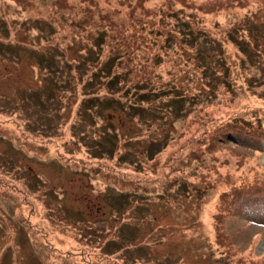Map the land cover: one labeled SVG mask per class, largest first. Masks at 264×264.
Wrapping results in <instances>:
<instances>
[{
    "label": "rangeland",
    "instance_id": "374dc122",
    "mask_svg": "<svg viewBox=\"0 0 264 264\" xmlns=\"http://www.w3.org/2000/svg\"><path fill=\"white\" fill-rule=\"evenodd\" d=\"M120 2L0 0V262L145 264L146 245L159 264H264V118L229 131L264 117V0ZM111 56L109 87L95 70Z\"/></svg>",
    "mask_w": 264,
    "mask_h": 264
},
{
    "label": "trees",
    "instance_id": "16d2710c",
    "mask_svg": "<svg viewBox=\"0 0 264 264\" xmlns=\"http://www.w3.org/2000/svg\"><path fill=\"white\" fill-rule=\"evenodd\" d=\"M109 1V0H108ZM119 2H120V4L122 3V0H118ZM138 1V0H137ZM112 3H113V1H112ZM112 5V4H111ZM95 7V6H94ZM96 9H97V7H95ZM114 8H118L117 7V5H115L114 6ZM94 9V8H93ZM119 9V8H118ZM100 11H102L101 9H99ZM92 10H86L85 11V13H87V14H89L90 12H91ZM107 11H110V9H108ZM100 13V12H99ZM109 13V12H108ZM108 13H100V17H102L101 19H104V20H107V19H109V16H108ZM140 13V15L142 14L141 12H139ZM110 14H112V15H116V16H118L117 14H116V12H110ZM121 14V13H120ZM127 15H128V17L129 18H133V20L132 21H134V22H136V21H138V22H140V19L139 18H137V16L135 15V13H134V10L132 9V8H130V9H128L127 10ZM140 17H143L144 18V15L142 16H140ZM148 23H152V20H150V18H146V20L144 21V25L145 24H148ZM113 27H115L113 24H111ZM141 30H144V28L143 29H141ZM162 34V33H161ZM188 34H191V32H189ZM106 35V34H105ZM102 36H103V34H102ZM164 41H166V39H164ZM170 41V40H169ZM239 42H242V40H240ZM0 47H4L5 48V50H8V48L9 49H11V47H8L5 43H1L0 42ZM13 53H15L14 51H13ZM154 54V56H151V57H155L156 55H157V53H153ZM3 55V54H2ZM148 58H150V57H148L147 56V58L146 57H143V59L145 60V61H143V59L140 61V62H138L137 64H139V66L140 67H143L144 65H145V63L147 62V60H148ZM114 62H115V60H114V56H111V57H109L106 61H104L103 63L104 64H101L100 66H99V68H97L96 70H95V73L97 74H99V73H102L101 74V77L102 78H108L107 80H105L106 81V83L109 85V87L111 86V85H115V83H117V80H118V78H122L121 76H120V74L119 73H113L112 72V70H113V67H114ZM118 62V61H117ZM94 73V72H93ZM261 83H262V85H264V81H260ZM113 85V86H114ZM31 91V90H30ZM0 93H1V91H0ZM152 92H150V91H148V92H141V93H138L137 94V99L138 100H140V101H146L147 99H149V98H152V97H150V94H151ZM30 94V97L31 98H35V99H37V98H39V92L37 91V90H35L34 91V93H32V92H30L29 93ZM154 94L155 95H157L158 94V92H154ZM6 97L5 95H0V97ZM98 97L99 96H94L93 98H90V100H92V99H94V98H96V99H98ZM90 100H87V101H90ZM137 100V101H138ZM110 101V103H112L113 101H111V100H106V102H109ZM136 101V102H137ZM114 102L115 103H118L119 105H123L122 104V101L121 100H119V99H115L114 100ZM132 106V109L134 110V112L135 113H137L138 114V116L139 117H141V118H144V119H146L145 118V111H147V110H145L146 108L145 107H142V106H135V103H132L131 104ZM142 105V104H141ZM148 108H149V106H148ZM255 111V110H254ZM252 112V111H251ZM143 113V114H142ZM244 114H246V113H244ZM141 115V116H140ZM256 118L257 119H259V120H262L264 117H255V116H249L248 117V115H239V114H236L235 116H234V118L232 119V123L237 119L238 121L236 122V123H229L230 125H232L231 127H230V129H229V131L230 132H234V134H241L242 132H246V133H248V132H251L252 130H254V132L253 133H257L258 131H256V129H254L253 128V121L254 120H256ZM258 120V121H259ZM184 127V131L187 133V130L185 129V126H183ZM245 133V134H246ZM188 134V133H187ZM233 134V135H234ZM231 136V137H234V136ZM181 136H182V134H181ZM128 141V140H127ZM130 141H131V143H134V142H139V141H145V140H142L141 139V137L139 138H132V139H130ZM169 143L170 142H167L166 140H164V139H159V140H157V139H150L149 141H147L146 142V147H144V155H145V157L147 158V160L148 161H150V162H157L159 159H157V157L159 156V154L161 153V152H163V150H165L167 147H168V145H169ZM165 163H167V162H169L170 161V157L168 158H166L165 160ZM156 162H155V166H153V167H158V165L156 164ZM162 163V162H161ZM149 166V165H148ZM170 166H171V164H170ZM150 167V166H149ZM150 168H152V167H150ZM156 171V170H155ZM256 173V172H255ZM261 173V172H260ZM175 177V180H177V183H178V185H180V186H184V185H186V187H188V183L187 182H185L186 181V179H184L185 181H182V180H180V176L179 175H177V176H174ZM252 177H258V176H256V175H252ZM260 187V186H259ZM249 189H245V192H244V194H241V196H242V199L243 200H245V196L246 195H249L248 193H250L249 191H248ZM264 190V189H263ZM261 193H263V192H258V190H257V194L259 195V194H261ZM251 195V194H250ZM246 203H247V200H246ZM248 204V203H247ZM216 214L217 215H219L220 214V212H216ZM79 215H82V214H79ZM133 220V219H132ZM138 220V218H136V217H134V221L131 223V224H129V222H128V224L126 223V222H123V223H121L119 226H118V234H117V237H118V239H119V241H122V242H119L118 244H116L115 245V248L117 247L118 248V246L119 245H121V244H123V243H125V241H123V240H125L126 239V237H129L126 233H124V231H123V227H125V226H135L136 225V221ZM121 226H123V227H121ZM120 227V228H119ZM90 231H88V233H89ZM163 233H162V231L160 232L159 230H158V228L156 227V226H150V228L148 229V232L145 234L144 233V236H143V238H142V241L143 240H145L146 242H147V239H149V242L148 243H150L149 244V246H151V245H153L155 242H158V243H160V241H162L163 240ZM122 238H124V239H122ZM131 239H132V243H133V241H138L137 239H138V236H137V234L135 235V236H133V237H131ZM139 240H141V239H139ZM26 241H27V238H26ZM28 242V241H27ZM21 245H23V242H22V244ZM148 245V244H147ZM11 246H8L7 248L9 249ZM139 247V251H141V250H147V251H151L152 252V250H153V255H152V257H146L145 256V254L143 253V252H145V250L144 251H141V255H133V257H134V262L136 263V262H138V261H142L143 263H145V264H159V262H160V259L162 258L161 257V255H159V254H161L160 252H156L155 250H154V248H153V246H152V248L151 249H149L146 245L144 246H138ZM179 247V246H178ZM178 247H176L175 248V250H176V252H177V248ZM7 248L5 249V250H7ZM115 248H113V249H115ZM112 249V250H113ZM119 249V248H118ZM175 250L173 251V253L171 254V252H168V255L167 256H169V258H172V260L173 259H180L179 257H178V254L179 253H176L175 252ZM167 252H165V253H167ZM113 253V251H109V254H112ZM150 253V252H149ZM20 255V254H19ZM28 255V254H27ZM177 255V256H176ZM17 257V256H16ZM16 257H15V259H16ZM175 257V258H174ZM5 256L4 257H2L1 258V261L2 262H0V264H2V263H4V260H5ZM36 258H37V254H36ZM4 259V260H3ZM176 264L175 262H172V264ZM6 264H11V261L10 262H7Z\"/></svg>",
    "mask_w": 264,
    "mask_h": 264
}]
</instances>
